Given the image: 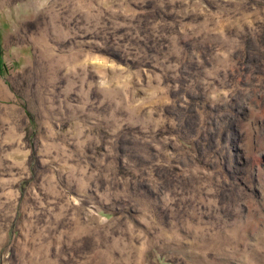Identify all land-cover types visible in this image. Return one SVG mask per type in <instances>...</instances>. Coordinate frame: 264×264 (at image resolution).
I'll use <instances>...</instances> for the list:
<instances>
[{
  "label": "rangeland",
  "instance_id": "obj_1",
  "mask_svg": "<svg viewBox=\"0 0 264 264\" xmlns=\"http://www.w3.org/2000/svg\"><path fill=\"white\" fill-rule=\"evenodd\" d=\"M0 264H264V0H0Z\"/></svg>",
  "mask_w": 264,
  "mask_h": 264
}]
</instances>
